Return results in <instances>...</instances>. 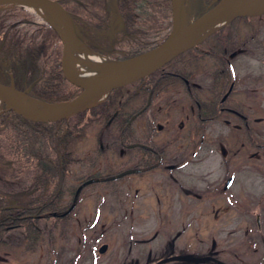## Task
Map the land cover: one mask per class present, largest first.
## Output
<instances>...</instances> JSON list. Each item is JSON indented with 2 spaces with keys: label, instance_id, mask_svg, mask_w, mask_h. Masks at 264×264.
I'll list each match as a JSON object with an SVG mask.
<instances>
[{
  "label": "rangeland",
  "instance_id": "374dc122",
  "mask_svg": "<svg viewBox=\"0 0 264 264\" xmlns=\"http://www.w3.org/2000/svg\"><path fill=\"white\" fill-rule=\"evenodd\" d=\"M27 5L31 4L11 2L0 5V14L18 8L31 16L30 23L50 25ZM183 15L186 19L184 7ZM232 20L199 38L202 43L197 49L204 52L214 44L219 53L223 50L220 45H226L224 41H228L230 46L245 44L246 50L231 59V74L241 79L240 85L251 89L255 86L251 77L259 76L261 85L258 81L256 86L260 87L258 95L262 105L261 116L264 117V15L253 20ZM18 22L14 21L11 27L19 28L26 23L23 20ZM75 31L79 35L76 27ZM79 37L87 46V41ZM112 41L115 43L113 38ZM97 42L93 43L94 46L104 53L87 49L115 61V48ZM197 43L188 49L197 46ZM209 63L207 57L195 60L194 70H207ZM172 68H175L174 62L166 66L165 70ZM192 80L203 86L208 85V80L201 73L194 74ZM159 94L158 91L145 109L156 111L155 108L161 104L158 101ZM167 96H171L174 103L166 109L165 115L152 116L147 111H138L129 117V121L134 118L131 121L133 131H129L130 126L128 129L130 142L134 136L138 139L145 137L148 127H153L157 130L153 131L155 142L159 143L161 133L157 127L161 128L164 120H167V128L177 127L180 121L184 122V126L187 125L183 114L188 111L186 115H189L194 110L192 100L183 93L165 94L164 99L169 101ZM247 97L253 99L250 93H247ZM97 128L95 126L94 129L86 130L75 144L74 155L78 159L85 155L88 160L85 164L77 162L68 169L61 203L65 207L71 205L72 190L89 176L88 172L95 169L102 176L115 174L129 166L127 162L118 160L120 147L116 139L107 135L106 131L98 133ZM216 129V133H220L222 126L217 124ZM222 147L221 142L215 141L212 158L196 155L170 178L157 172L140 177L123 174L115 183L86 185L82 192H75L77 198L69 208L68 218L55 222L48 218L36 220L37 238L34 244L25 247L26 242L21 235L19 248L0 255L5 258V264H154L161 258L179 254L213 255L220 257L225 264H264V201L252 193L251 185L255 183L256 175L254 177L251 172L234 169L235 166L229 171L223 169V158L219 152ZM169 149H181V146L172 144ZM91 162L93 164L89 165ZM10 170L8 159L0 151V196L7 198L8 194L19 193L24 199L34 186L33 182L28 173L16 179L8 178ZM228 175L232 178L225 187ZM183 186L187 187L189 194L177 191ZM207 187L212 196L211 204L205 201L194 203L191 190L200 192ZM67 188L71 190L70 193L66 192ZM256 215L258 227L255 224ZM101 246H104L103 251H99ZM162 264L175 263L169 261Z\"/></svg>",
  "mask_w": 264,
  "mask_h": 264
},
{
  "label": "trees",
  "instance_id": "16d2710c",
  "mask_svg": "<svg viewBox=\"0 0 264 264\" xmlns=\"http://www.w3.org/2000/svg\"><path fill=\"white\" fill-rule=\"evenodd\" d=\"M53 1L66 11L91 50L104 53L93 44L98 39L100 45L115 48L113 58L116 60L152 49L171 28V0ZM214 3L213 0H184L186 20L194 19ZM30 18L28 13L18 8L0 14V83L11 85L43 103L72 99L80 88L63 74L58 34L48 24L30 23ZM22 20L25 25L15 29L11 27L14 21L19 23ZM112 38L115 43H112ZM193 53L191 48L177 55L170 61L174 62L175 68L172 69L188 75L195 69ZM156 73L113 89L101 103L60 121L30 122L9 111L0 112V151L11 168L8 177L14 179L21 174H29L37 187L36 204L42 205L38 213L46 215L51 208L48 203H56V199L62 198L69 167L77 162L85 164L88 160L85 155L78 159L73 153L75 144L86 130L98 126V133L106 131L116 139L118 146L119 142H129L124 123L132 114L142 113L148 100L151 101L158 93ZM91 173H96V170L88 172ZM3 204L0 197V207ZM21 209L25 213V207ZM25 231L24 246L27 247L34 244L37 236L31 227H25Z\"/></svg>",
  "mask_w": 264,
  "mask_h": 264
},
{
  "label": "flooded vegetation",
  "instance_id": "af4514ba",
  "mask_svg": "<svg viewBox=\"0 0 264 264\" xmlns=\"http://www.w3.org/2000/svg\"><path fill=\"white\" fill-rule=\"evenodd\" d=\"M244 19L253 20L255 18ZM249 39L253 38L249 37ZM224 42L226 45H220L223 50H220L219 53L214 44L209 46L204 52L197 49L198 45L193 47L195 60L205 57L210 59L209 70H192L187 73L188 75H182L181 72L175 69L165 70L168 65L162 66L157 70L156 78L159 83L158 91L160 92L158 101L161 104L158 108H155V112L149 108L144 111H147L152 116L155 114L165 115L166 109L174 103V99L171 96H167L169 101L165 100V94L183 93L186 98L192 100L194 105V110L190 112L191 119L188 120L190 114L186 115L188 111L183 114L187 125L184 126V122L180 121L177 123V127L171 126L167 128V120H164L161 128L157 127L161 133L159 143L155 142L153 131L157 130L153 127H148L145 137H139L141 140L134 138V136L131 142H119L118 160L121 163L127 162L129 166L115 174L108 173L102 176L97 173H94L95 176H92L94 174H88L89 176L84 178L72 190L71 205L76 201V193L82 192L84 186L115 183V180L120 178L119 176H123L121 173L124 171H129L127 175L130 176L138 175L140 177L157 172L170 178L172 174H178L191 161V158L196 155L203 154L205 159L212 158L215 141L221 142L223 146L219 149L223 158V169L229 171L235 166L234 169L251 172L254 177L256 175L255 183L251 184L253 187L252 193L256 197L258 196L259 200L263 199L264 201V117L261 116L262 105L258 95L260 87L256 86L258 81L261 85V81L258 75H254L255 77H251L255 84L254 89L240 85L241 79L231 74V59L235 55H240L244 52L246 46L245 44L230 46L228 41ZM225 46L227 47L225 48ZM252 48L257 49L256 47ZM196 73L203 74V77L208 80V85L203 86L192 80ZM165 83L168 84L166 85ZM247 93H250L253 99H249ZM149 105L150 100H148L147 107ZM131 121H129L128 117L124 123L126 125V133L129 126L131 127L129 131L134 129L131 126ZM151 121H153V118ZM217 124H220L223 129H221L220 133H216L218 131L216 129ZM127 136H129V132ZM172 144H179L181 149H169ZM124 159L125 161H122ZM231 178V175L226 177L225 187L229 185L228 180L230 179L231 182ZM249 187L252 188L251 186ZM186 189L187 187L183 186L177 191L186 195L189 194ZM70 191L69 189L66 190L68 193ZM209 191L208 187L205 188V191L200 192L191 190L194 203L205 201L211 204L212 198L210 197L212 196H210ZM36 192L37 187L33 186L30 192L25 194L24 199L21 198L19 193L8 194L7 198L0 196L4 203L0 207V253H11L12 249L20 247L22 243L21 235L23 238L27 236L25 227H31L34 230L33 234L37 236L36 220L48 218V220L55 222L57 220H65L70 216L69 208L71 205L67 207L61 205L63 198L56 199V203L50 201L48 204L51 205V208L47 210L46 215L38 213L42 205L36 204ZM23 207H25V213L21 211ZM255 224L258 227L257 215ZM24 241H26V238ZM208 256L211 259L205 262L207 264H217V261L225 264L220 260V257ZM5 262V258L0 255V264H5ZM172 262L175 264L185 263L183 261Z\"/></svg>",
  "mask_w": 264,
  "mask_h": 264
},
{
  "label": "water",
  "instance_id": "95a60500",
  "mask_svg": "<svg viewBox=\"0 0 264 264\" xmlns=\"http://www.w3.org/2000/svg\"><path fill=\"white\" fill-rule=\"evenodd\" d=\"M20 1L46 10L56 9L60 11L70 29H74V24L70 17L57 2L53 0ZM262 15H264V4L259 6L239 7L232 5L229 0H218L210 9L203 12L195 19L186 22L183 15V0H171V29L166 38L159 45L126 59L118 61L110 60L111 62L105 69V73L85 85H81L66 76L63 68V55L66 51L68 40H63L56 31L61 39V66L63 74L69 82L80 88V92L72 99L60 103L48 104L36 100L47 106V109L44 112H34L22 108L14 101L13 98H18L23 93L15 90L11 85L0 83V104L3 105L4 110L13 113L15 116L25 121L55 122L66 119L67 117L93 106L97 103V101L92 103L94 100L99 97H102V99L105 98L111 90L123 87L151 74L174 56L199 42L201 39L193 42H189V40L193 34L211 20L222 18L225 19V23L233 18L259 17ZM128 172L129 171H124L121 174H127ZM99 250L103 251L104 246H101ZM209 259H211L209 256L196 257L188 254H179L162 258L154 264H162L168 261L203 263ZM217 264H221V262L217 261Z\"/></svg>",
  "mask_w": 264,
  "mask_h": 264
},
{
  "label": "bare ground",
  "instance_id": "6f19581e",
  "mask_svg": "<svg viewBox=\"0 0 264 264\" xmlns=\"http://www.w3.org/2000/svg\"><path fill=\"white\" fill-rule=\"evenodd\" d=\"M234 6L239 7H250L259 6L264 4V0H229ZM19 3L23 2L20 0H0V5H5L8 3ZM30 10L39 15L44 21L50 23L58 32L63 40L67 41V48L63 55V68L67 77L75 82L85 85L90 83L97 77L99 78L105 72V69L110 64V59L103 57L98 54L91 53L87 47L82 42L81 38L75 31L71 30L69 25L65 22L63 15L60 11L46 10L43 8L27 5ZM225 19L215 18L205 24L201 29H199L190 38L189 42L198 40L201 37L207 35V33L213 31L217 27L224 23ZM14 101L22 108L34 111V112H44L47 106L34 99L28 98L25 95H20L18 98H13ZM102 97L97 98L92 103L101 100ZM103 100V99H102Z\"/></svg>",
  "mask_w": 264,
  "mask_h": 264
}]
</instances>
